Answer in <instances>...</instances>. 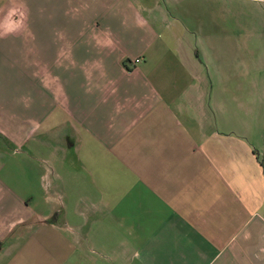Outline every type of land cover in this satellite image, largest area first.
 I'll return each instance as SVG.
<instances>
[{"label":"crops","instance_id":"obj_1","mask_svg":"<svg viewBox=\"0 0 264 264\" xmlns=\"http://www.w3.org/2000/svg\"><path fill=\"white\" fill-rule=\"evenodd\" d=\"M0 264H264V0H0Z\"/></svg>","mask_w":264,"mask_h":264},{"label":"built area","instance_id":"obj_2","mask_svg":"<svg viewBox=\"0 0 264 264\" xmlns=\"http://www.w3.org/2000/svg\"><path fill=\"white\" fill-rule=\"evenodd\" d=\"M140 62H141V58H138V59L135 60V63H137V64L140 63Z\"/></svg>","mask_w":264,"mask_h":264},{"label":"trees","instance_id":"obj_3","mask_svg":"<svg viewBox=\"0 0 264 264\" xmlns=\"http://www.w3.org/2000/svg\"><path fill=\"white\" fill-rule=\"evenodd\" d=\"M261 163L263 164V160L261 159Z\"/></svg>","mask_w":264,"mask_h":264},{"label":"rangeland","instance_id":"obj_4","mask_svg":"<svg viewBox=\"0 0 264 264\" xmlns=\"http://www.w3.org/2000/svg\"><path fill=\"white\" fill-rule=\"evenodd\" d=\"M44 2V0H42V3Z\"/></svg>","mask_w":264,"mask_h":264}]
</instances>
